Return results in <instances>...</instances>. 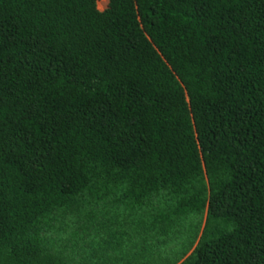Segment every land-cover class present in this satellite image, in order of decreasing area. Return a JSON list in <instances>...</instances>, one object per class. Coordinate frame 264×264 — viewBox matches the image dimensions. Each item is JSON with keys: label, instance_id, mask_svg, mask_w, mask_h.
Returning a JSON list of instances; mask_svg holds the SVG:
<instances>
[{"label": "trees", "instance_id": "16d2710c", "mask_svg": "<svg viewBox=\"0 0 264 264\" xmlns=\"http://www.w3.org/2000/svg\"><path fill=\"white\" fill-rule=\"evenodd\" d=\"M0 264H264V0H0Z\"/></svg>", "mask_w": 264, "mask_h": 264}, {"label": "rangeland", "instance_id": "374dc122", "mask_svg": "<svg viewBox=\"0 0 264 264\" xmlns=\"http://www.w3.org/2000/svg\"><path fill=\"white\" fill-rule=\"evenodd\" d=\"M104 1H105V0H97V4H98V8H99V9H102V8H103V6H104Z\"/></svg>", "mask_w": 264, "mask_h": 264}]
</instances>
